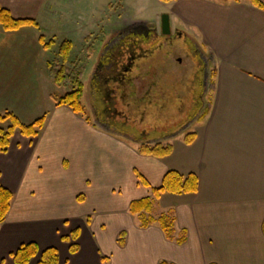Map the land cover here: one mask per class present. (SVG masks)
<instances>
[{"label":"crops","instance_id":"obj_1","mask_svg":"<svg viewBox=\"0 0 264 264\" xmlns=\"http://www.w3.org/2000/svg\"><path fill=\"white\" fill-rule=\"evenodd\" d=\"M164 4L176 21L171 30L183 29L205 49L215 79L208 120L194 128L193 142L178 138L169 156L156 159L53 102L38 21L55 19L58 0H0L12 17L40 25L0 27V112L24 125L46 115L36 139L15 132L0 154V185L13 195L0 224V264H13L10 254L27 243L56 249L58 264H264V9L250 0ZM83 34V44H94L92 33ZM168 171L198 180L197 193L154 202L161 215H173V238L185 233L183 244L156 223L141 229L129 212L132 202L152 198ZM74 230L78 251L70 254L62 238Z\"/></svg>","mask_w":264,"mask_h":264},{"label":"rangeland","instance_id":"obj_2","mask_svg":"<svg viewBox=\"0 0 264 264\" xmlns=\"http://www.w3.org/2000/svg\"><path fill=\"white\" fill-rule=\"evenodd\" d=\"M56 6L57 12L54 20H46L44 23L38 21L43 28L40 35L44 37L46 43H51L48 52L50 61L53 59L54 53L57 52L58 47L63 41L71 40L74 42L69 62L65 66L68 68L72 61L78 59L85 68L82 83L84 86L83 99L86 106L84 111L86 117H83V119L86 122L89 120L90 123H88L93 128L101 133L107 134L131 150L137 151L142 145L151 147L156 143H162L171 146L174 140L192 133L198 124H203L208 120V118H205L202 122H198V118L206 111H209L208 99L211 97L213 91L215 78L213 76V70L209 65L208 69H206V84L203 88V102H201L202 108L199 109L198 115L192 118V116H182L176 112L182 107L190 108L188 93L184 90L188 81L191 80L196 72L195 69H189V67L182 69L184 59L181 60V64H177L176 62L174 65L176 74L174 79L176 80L175 90L170 96H159L157 102L153 101V106L155 105L156 107H153L150 103V105L144 107L133 105L130 106V112H125V107L120 100L116 102L110 101L108 105H112V108H110L111 113H114V108L119 110V113L110 115L111 113H106L104 110L107 109V106L102 105L101 102L104 99L99 97L100 92L96 94V101H90V75L96 69V58L98 54L105 52V47H99V41L101 42L104 39V35L111 28L121 27L118 20L120 17L128 19L125 20L127 24L147 22L157 26L156 22L160 23L162 15H170L168 6L159 0H58V5ZM174 23L176 21L171 18V25ZM40 25L38 24L39 27ZM85 31L92 33L89 41L90 43L94 42V44L89 46L86 42L84 44L81 42L84 36L83 32ZM132 48L126 47L125 49H128L125 50L126 54L129 51L134 53L137 51L136 49L132 50ZM201 48L203 51L205 50L203 47ZM90 53H93V55L87 57V54ZM180 54L177 51L174 58L178 59L181 57ZM114 72H112V75H117V72L115 74ZM152 73L153 71L149 72V75L142 83L136 82L137 96L141 97L143 91L146 90L147 79L152 77ZM103 80L102 83H104ZM181 83L182 87H178ZM198 91H200L199 88H195V94H198ZM67 92H69V88H54L53 93L54 95H64ZM180 98H182V102ZM90 102L93 108L98 109L97 116L91 114L89 110ZM102 109L104 112H102ZM172 160L174 161V158ZM162 212V207L156 202L147 216L156 218ZM100 217L102 215H98L95 218L100 219ZM92 219L94 220V218ZM134 221L137 223L136 218H134Z\"/></svg>","mask_w":264,"mask_h":264},{"label":"flooded vegetation","instance_id":"obj_3","mask_svg":"<svg viewBox=\"0 0 264 264\" xmlns=\"http://www.w3.org/2000/svg\"><path fill=\"white\" fill-rule=\"evenodd\" d=\"M118 20L121 27L111 28L104 35V39L99 41V47H105V52H100V49L96 58V69L90 75V101H96V94L100 92L99 97L104 99L101 103L107 106V109H104L106 113L112 112L110 109L112 105H108L110 101L120 100L125 112H130V106L133 105L144 107L152 104L153 106V101L157 102L159 96H170L175 90L174 65L176 62L181 64V60L184 59L182 69L189 67L196 72L184 90L188 93L190 108L182 107L176 112L182 116L198 115L199 109L202 108L206 69L210 63L208 53L203 51L192 35L183 29H174L164 36L161 34L160 24L147 30L146 27L134 26V23L127 24L125 17H120ZM126 47H133L132 50L137 51L135 53L129 51L126 54L125 50H128L125 49ZM177 51L181 53V57L175 59ZM114 71L117 75H112ZM151 71H153L152 77L147 79L146 90L141 97L137 96L136 82L142 83ZM105 86L106 88L103 89ZM178 87H182V83ZM195 88H199L198 94H195ZM90 107L91 114L97 116L98 109L93 108L91 102ZM104 110L102 109V112ZM113 112L110 115L119 113V110L114 108Z\"/></svg>","mask_w":264,"mask_h":264},{"label":"trees","instance_id":"obj_4","mask_svg":"<svg viewBox=\"0 0 264 264\" xmlns=\"http://www.w3.org/2000/svg\"><path fill=\"white\" fill-rule=\"evenodd\" d=\"M159 1L162 3H168L173 0ZM250 1L254 6L264 9V5L258 0ZM0 27L6 33L17 32L28 27L39 29L36 21L32 19H16L12 17L6 9L1 7ZM38 42L46 50H49L51 47V43H46L42 35L39 36ZM71 51L72 44L65 40L60 44L57 52L54 53L53 59L51 61L48 60L47 62L48 74L55 88H69V92L65 93L64 95H54L53 93L51 97L56 106L67 107L72 113L83 118L86 117V114H84L86 106L83 99L84 86L82 83L85 68L78 59L72 61L68 68L65 66L66 63L69 62ZM93 53L87 54V57L92 56ZM213 76L215 77L214 73ZM208 115L209 111L203 113L198 118V122H202L208 117ZM45 120L46 115H43L31 124L24 125L14 114L10 112H0V154L7 153L10 140L15 132H18L25 138L36 139L44 127ZM87 122H89V120H87ZM193 139V133L186 134L184 136V143L189 145L193 142ZM171 152L172 147L168 144L166 145L162 143H156L151 147L142 145L138 148V153L140 155L153 157L156 159H163L169 156ZM197 191L198 180L195 175L188 174L183 176L176 171H168L163 178L161 186L152 190V198L132 202L129 206V212L131 215H137L139 227L141 229H146L156 223L159 225L163 235L167 240L175 241L177 244H183L186 240L185 233L176 240L173 238L175 224V218L173 215L165 214L161 215L157 219L147 215L150 213L154 202L158 200L163 194H195ZM12 200L13 195L0 185V224L5 222L11 207ZM77 200L79 202L83 201L81 197H78ZM87 220V222H89V219ZM78 236V230H74L68 237L62 238L63 241L70 244V254H75L78 251V245L76 244ZM124 237L125 234L123 232L120 233L118 239L119 244H122V239ZM9 257L13 264H29L35 258H38L37 264H58V253L56 249L47 248L43 251H39L38 246L35 243L21 245L15 252L11 253ZM102 260L105 261V258ZM159 264L171 263L163 261Z\"/></svg>","mask_w":264,"mask_h":264},{"label":"water","instance_id":"obj_5","mask_svg":"<svg viewBox=\"0 0 264 264\" xmlns=\"http://www.w3.org/2000/svg\"><path fill=\"white\" fill-rule=\"evenodd\" d=\"M134 26H142L146 27V29L153 28V24H149L147 22H136L134 23ZM160 28H161V34L166 36L171 33V24H170V19L167 14H164L160 18Z\"/></svg>","mask_w":264,"mask_h":264},{"label":"bare ground","instance_id":"obj_6","mask_svg":"<svg viewBox=\"0 0 264 264\" xmlns=\"http://www.w3.org/2000/svg\"><path fill=\"white\" fill-rule=\"evenodd\" d=\"M135 72V71H134ZM160 141V140H159Z\"/></svg>","mask_w":264,"mask_h":264}]
</instances>
